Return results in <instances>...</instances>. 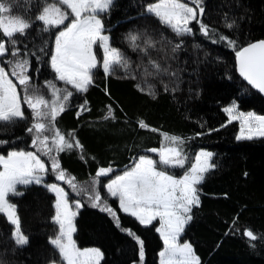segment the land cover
I'll return each instance as SVG.
<instances>
[{"label":"trees","instance_id":"trees-1","mask_svg":"<svg viewBox=\"0 0 264 264\" xmlns=\"http://www.w3.org/2000/svg\"><path fill=\"white\" fill-rule=\"evenodd\" d=\"M153 0H114L111 10L101 14L112 47L119 49L131 63V72L117 68L106 76L103 68L93 70V84L84 93L73 91L68 107L56 119V127L66 136L73 133L83 150L72 148L59 153L61 168L76 178L77 191L66 185L70 200H79L75 218L74 239L80 248L97 247L104 253L101 264H139V245L126 231L131 229L144 242L143 264H159L163 241L156 231L158 220L141 225L135 217L120 210L118 198L103 196V182L129 168L146 149H159L164 141L161 133L183 138V150L189 164L200 149L210 151L211 163L216 167L205 174L198 185L200 205L193 207L192 220L185 226L181 241H188L199 256L201 264H264V137L237 140L238 121L228 122L223 109L237 102L244 111L264 115V97L247 84L236 68V52L224 41L213 43L200 32L199 24L192 22V34L177 36L170 28L146 11ZM189 2V0H184ZM15 14L24 13L32 22L25 35H17L21 58L29 53L28 75L31 87L49 95L46 81L57 87L64 83L55 79L50 66L55 36L62 28L43 31V24L35 17L45 0H12ZM202 21L219 34L236 41L238 47L264 39V0H202ZM235 21L233 28L226 23ZM129 34L138 35L133 48ZM212 34L210 33V36ZM3 39V37H0ZM155 43L147 47V41ZM176 44L181 47L176 51ZM2 64L14 60L11 46ZM44 51L41 52L40 49ZM147 49V54L141 49ZM35 52V55L31 53ZM102 60V50L96 47ZM155 60L168 69L167 74L148 76L144 69L153 71L148 63ZM175 73V75H171ZM135 75V79H132ZM140 85L145 91L137 88ZM152 85L155 98L148 95ZM167 86V91H165ZM21 93H22V89ZM23 94V93H22ZM87 101L85 110L80 106ZM111 106L113 118L105 119ZM25 119L14 123H0V154L11 150L32 149L31 110L23 105ZM81 112L79 116L77 113ZM143 120L149 129L141 128ZM150 129H157L152 131ZM51 168V161L42 156ZM83 157V158H81ZM113 171L98 178L99 168ZM186 169V168H185ZM184 170V169H183ZM180 168L168 169L177 177ZM51 171L47 182H53ZM23 195L10 197L17 205L21 228L28 236L26 245H17L12 237L14 226L0 214V264H52L59 261V252L49 243L59 226L55 216V194L44 184L19 186ZM99 191L102 200L114 209L121 227L112 215L93 207L89 195ZM246 230L258 235L256 241L244 235Z\"/></svg>","mask_w":264,"mask_h":264},{"label":"snow or ice","instance_id":"snow-or-ice-1","mask_svg":"<svg viewBox=\"0 0 264 264\" xmlns=\"http://www.w3.org/2000/svg\"><path fill=\"white\" fill-rule=\"evenodd\" d=\"M27 3V0H25ZM114 0H45L40 13L35 17L43 24V31L51 28L64 27L55 36L54 50L50 54V66L55 72L57 81L64 83L65 87H57L54 81H46L45 87L49 95L40 93L39 89L31 87V77L28 75L30 61L29 53L25 51L21 58V51L16 46L17 35H25L32 26V22L24 13L15 14V5L12 0H0V57H4L11 46V56L14 60H6L10 66L6 70L0 66V123H14L25 119L23 105L31 110L32 124L27 131L32 134V147L35 151L11 150L6 155H0V214L14 226L12 237L17 245H26L29 242L21 228L17 205L10 197L23 195L18 186L42 184L49 168L42 156H47L51 161V171L58 181H63L73 191H77L76 178L61 168L59 153L72 148L83 150V145L75 139L73 133L67 136L56 127L57 117L68 107L69 99L76 92L84 93L93 84V70L98 66L103 68L106 76L115 73L117 68L126 74L131 72V63L124 54L110 44V37L105 34L106 29L101 19V14L111 10ZM147 13L154 15L162 25L170 28L177 36L192 34L190 25L193 21L199 24L200 32L212 39L213 43L224 41L236 52V68L239 75L251 87L264 93V40L252 42L243 47H238L235 40L223 34L217 36L216 29L210 28L200 17L204 8L202 0H156L146 7ZM67 21V24L65 23ZM235 21L226 23L225 27L231 29ZM210 33L212 34L210 36ZM132 46L139 47L136 43L138 35L129 34ZM147 47L154 48L155 43L147 41ZM102 50V60H98L94 47ZM181 47L176 44L173 51ZM44 51L43 48L40 49ZM147 54V49H141ZM35 55V52L31 53ZM153 71L148 68L144 73L148 76L167 74L168 69L155 60L149 59ZM175 75V73H171ZM15 78V82L13 80ZM132 75V79H135ZM18 86L19 89H18ZM138 90L145 91L140 85ZM22 89V93L21 90ZM167 91V86H165ZM148 95L155 98L152 85L148 86ZM87 101L80 106L81 112L88 110ZM223 111L228 116V122L239 121L240 131L237 140H251L264 137V115L255 112L239 111L238 106L225 107ZM77 113V116L81 114ZM115 118L111 106L105 119ZM141 128L149 129L143 120ZM157 131V129H150ZM164 138L159 149L152 148L148 151L158 153L159 159L155 160L147 155L139 156L131 168L126 169L121 175L115 176L107 183L106 190L111 197L118 198L120 210L136 218L141 225H151L159 220L156 231L163 241V249L159 252V264H201L191 243L181 242L185 226L192 220V209L200 205L199 189L205 174L216 165L211 163L213 154L201 151L195 156L194 162L177 178L170 174V168H185L188 157L183 150L184 140L181 137L161 133ZM7 141L0 140V144ZM83 158V157H81ZM111 167L99 168L93 185L99 183L100 176L111 173ZM48 191L55 194V216L53 221L59 226L55 238H50L49 243L59 252V261L52 264H101L104 253L99 248H80L73 238L76 228L74 219L80 201L69 203L68 193L56 183L46 184ZM87 192V189L77 191ZM93 207H99L114 218L117 227H121L119 217L114 209L102 200L99 191L89 195ZM75 209V210H74ZM132 236L139 245V264L144 262V242L131 229H121ZM244 235L250 241H256L258 235L251 230H246ZM264 238V237H260Z\"/></svg>","mask_w":264,"mask_h":264},{"label":"rangeland","instance_id":"rangeland-1","mask_svg":"<svg viewBox=\"0 0 264 264\" xmlns=\"http://www.w3.org/2000/svg\"><path fill=\"white\" fill-rule=\"evenodd\" d=\"M156 2V0H153V2L152 3H155ZM66 24H67V21L65 22ZM62 26V28L64 27V25H61ZM61 28V29H62ZM60 29V30H61ZM59 30V31H60ZM105 34L106 35H108L109 36V34H108V32H105ZM110 37V36H109ZM54 42H55V40H54ZM53 50H54V46H53ZM94 51L96 52V47H94ZM96 54H97V52H96ZM103 55V54H102ZM98 58V57H97ZM98 60H99V58H98ZM0 66H3L4 68H5V66L2 64V62H1V60H0ZM6 70H8L7 68H5ZM13 80H14V82H15V78H13ZM19 87L20 86H18V89H19ZM233 104V102L231 103V104H229L228 106H230V105H232ZM235 104L238 106V109H239V111H242V112H249V111H251V110H249V111H244V110H241L240 108H239V105H238V103L237 102H235ZM228 106H226V107H228ZM252 112H254V111H252ZM259 115V114H258ZM233 121H236V120H233ZM239 122V121H238ZM238 135H239V133H238ZM163 143H164V141H163ZM18 150H20V149H18ZM25 151H35V149L34 148H32V149H30V150H25ZM201 151H204V152H210V151H208V150H206V149H200V150H198L196 153H195V155H194V157H193V161H191L190 162V164L192 163V162H194V160H195V156L198 154V153H200ZM0 155H2V154H0ZM145 155H147V156H149V157H151V158H153V159H155V160H158L159 159V156H157V157H153V156H151L150 154H145ZM42 159L44 160V158L42 157ZM45 161V160H44ZM45 163H46V165L48 166V168H49V172H48V174L45 176V178H44V182L42 183V184H44V185H46V184H51V183H56V184H58L59 186H61V187H63L64 189H65V191L68 193V190L66 189V183H64L63 181H58V180H56V178L54 179V181L53 182H47V178L49 177V175H50V173H51V168H50V166H49V164L45 161ZM189 164V160H188V163H186V165H185V168L187 169L190 165H188ZM134 165V163L129 167V168H131L132 166ZM185 168H180L181 170H183V173H184V171L186 170ZM128 169V168H127ZM125 171V170H124ZM123 171V172H124ZM123 172H121V173H119L118 175H121ZM181 175H183V174H181ZM115 176H117V175H115ZM115 176H111V178H107L104 182H103V196H105V197H107V198H112L109 194H108V192H107V190H106V185H107V183H109V181L111 180V179H114L115 178ZM177 177V176H176ZM180 177V176H179ZM179 177H177V178H179ZM19 187V186H18ZM197 188H198V185H197ZM68 198H69V194H68ZM75 201H79V200H75ZM74 201L73 200H70L69 199V203L71 204V203H73ZM81 202V201H80ZM81 205H82V203H81ZM82 207V206H81ZM75 210V209H74ZM78 213V212H77ZM77 216V215H76ZM76 218V217H75ZM158 220V219H157ZM154 222V221H153ZM74 225H75V219H74ZM158 227H159V220H158ZM75 228H76V225H75ZM75 234V233H74ZM74 238V237H73ZM181 242H184V241H181ZM188 242V241H187ZM79 247V246H78ZM85 248H97V247H85ZM163 249V248H162ZM161 249V250H162ZM101 250V249H100ZM160 250V251H161ZM197 255V254H196ZM198 256V255H197Z\"/></svg>","mask_w":264,"mask_h":264},{"label":"water","instance_id":"water-1","mask_svg":"<svg viewBox=\"0 0 264 264\" xmlns=\"http://www.w3.org/2000/svg\"><path fill=\"white\" fill-rule=\"evenodd\" d=\"M260 40H264V39H260ZM257 41H259V40H257ZM257 41H254V42H257ZM243 79V78H242ZM244 80V79H243ZM245 81V80H244ZM246 83H247V81H245ZM248 84V83H247ZM251 86V85H250ZM253 88V87H252ZM255 91H257L260 95H262L263 97H264V93H261V92H259L257 89H255V88H253ZM149 149H146L144 152H146V153H153V152H150V151H148Z\"/></svg>","mask_w":264,"mask_h":264}]
</instances>
